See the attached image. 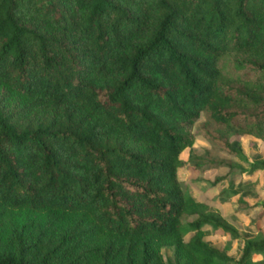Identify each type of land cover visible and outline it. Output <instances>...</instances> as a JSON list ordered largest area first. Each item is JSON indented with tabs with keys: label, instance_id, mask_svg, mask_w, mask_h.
Instances as JSON below:
<instances>
[{
	"label": "trees",
	"instance_id": "obj_1",
	"mask_svg": "<svg viewBox=\"0 0 264 264\" xmlns=\"http://www.w3.org/2000/svg\"><path fill=\"white\" fill-rule=\"evenodd\" d=\"M201 115L241 160L264 141V0H0V264L232 261L177 178Z\"/></svg>",
	"mask_w": 264,
	"mask_h": 264
},
{
	"label": "rangeland",
	"instance_id": "obj_2",
	"mask_svg": "<svg viewBox=\"0 0 264 264\" xmlns=\"http://www.w3.org/2000/svg\"><path fill=\"white\" fill-rule=\"evenodd\" d=\"M203 121L201 115L192 126L193 144L180 153L184 165L177 169V178L183 189L208 209L218 210L236 228L239 236L232 238L209 225L203 226V239L232 257L227 264H235L246 239L264 237V170L248 173L249 162L264 158V141L251 135L233 139V147L247 157L248 161H244L206 139ZM226 191L230 192L229 196ZM161 252L168 263L172 259V250L163 247Z\"/></svg>",
	"mask_w": 264,
	"mask_h": 264
}]
</instances>
